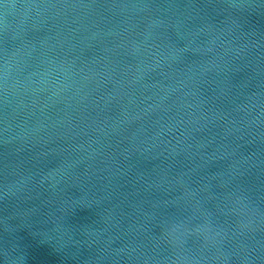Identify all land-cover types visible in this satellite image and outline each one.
Segmentation results:
<instances>
[{
  "label": "water",
  "instance_id": "1",
  "mask_svg": "<svg viewBox=\"0 0 264 264\" xmlns=\"http://www.w3.org/2000/svg\"><path fill=\"white\" fill-rule=\"evenodd\" d=\"M38 2L0 25V264H264V0Z\"/></svg>",
  "mask_w": 264,
  "mask_h": 264
},
{
  "label": "clouds",
  "instance_id": "2",
  "mask_svg": "<svg viewBox=\"0 0 264 264\" xmlns=\"http://www.w3.org/2000/svg\"><path fill=\"white\" fill-rule=\"evenodd\" d=\"M56 5L38 2V0H0V25L6 34L13 33L14 38L19 35L20 31L25 30V26L33 20L34 17H40L50 9L56 8ZM34 47V46H33ZM32 49L29 48L26 55L30 56ZM22 55L21 50L16 49L11 52H5L3 63V91L5 101L20 85L10 83L14 62ZM75 75L71 66H66L65 62L58 61L55 58L42 60L41 66L30 73L25 83L26 89L39 93L52 89L53 95L56 91L67 88L66 83L71 76ZM7 132L8 129L6 128Z\"/></svg>",
  "mask_w": 264,
  "mask_h": 264
}]
</instances>
